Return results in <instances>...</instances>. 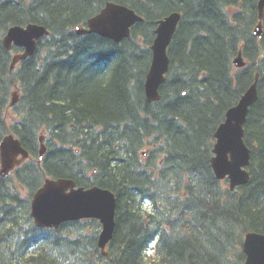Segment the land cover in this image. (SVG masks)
I'll return each instance as SVG.
<instances>
[{"label": "trees", "instance_id": "1", "mask_svg": "<svg viewBox=\"0 0 264 264\" xmlns=\"http://www.w3.org/2000/svg\"><path fill=\"white\" fill-rule=\"evenodd\" d=\"M106 1L143 20L119 42L77 34ZM256 4L0 0V139L13 132L30 154L0 176V264H243L244 234H264V14L258 38ZM173 11L181 18L169 68L159 100L149 102L144 81L156 21ZM29 22L49 34L10 70L20 48L6 49L2 37L9 26ZM239 48L247 63L234 68ZM256 73L258 97L244 124L250 177L231 190L210 164L213 134ZM14 86L19 99L7 118ZM40 132L46 151L39 162ZM47 176L113 191L106 256L95 218L34 225L30 196Z\"/></svg>", "mask_w": 264, "mask_h": 264}, {"label": "water", "instance_id": "2", "mask_svg": "<svg viewBox=\"0 0 264 264\" xmlns=\"http://www.w3.org/2000/svg\"><path fill=\"white\" fill-rule=\"evenodd\" d=\"M264 9V0L257 2L258 23L254 32L261 34V19ZM180 18L179 12H171L157 21L155 37L150 48L152 59L145 79V95L148 101L160 98L159 86L165 79L169 58L167 46L171 41ZM141 17L132 8L126 5L107 1L102 9L87 20L86 27L77 26L78 34L95 32L101 36L119 42L129 35L130 27ZM48 30L40 24L28 23L10 26L2 38L5 48L12 45L22 47L23 51L15 53L10 62L12 69L16 62L33 54L37 40L48 34ZM237 66H243L244 61L238 53L233 60ZM257 77L241 94L236 104L225 112L224 120L217 126L212 148L213 156L210 159L211 167L217 178H227L230 189L244 184L249 180L247 166L250 159V148L244 142V123L249 107L257 100ZM17 91L12 92L10 105L17 102ZM39 155L45 152L42 143L43 136L39 137ZM21 154L20 158L17 156ZM28 152L21 146L18 138L12 133L0 140V176L8 173L23 159ZM116 198L114 193L97 185L90 187L76 186L69 178L47 177L42 185L33 193L30 201L31 216L37 226L56 227L61 222L80 218L94 217L99 219L101 230L98 236V246L102 253L107 255L106 245L111 239L115 227ZM243 251L245 259L243 264H264V234L249 231L244 235Z\"/></svg>", "mask_w": 264, "mask_h": 264}, {"label": "rangeland", "instance_id": "3", "mask_svg": "<svg viewBox=\"0 0 264 264\" xmlns=\"http://www.w3.org/2000/svg\"><path fill=\"white\" fill-rule=\"evenodd\" d=\"M5 113H6L7 118H11L10 116H11V114H13V112L9 109H6ZM24 194H25V192H24Z\"/></svg>", "mask_w": 264, "mask_h": 264}, {"label": "bare ground", "instance_id": "4", "mask_svg": "<svg viewBox=\"0 0 264 264\" xmlns=\"http://www.w3.org/2000/svg\"><path fill=\"white\" fill-rule=\"evenodd\" d=\"M93 258V257H92Z\"/></svg>", "mask_w": 264, "mask_h": 264}]
</instances>
